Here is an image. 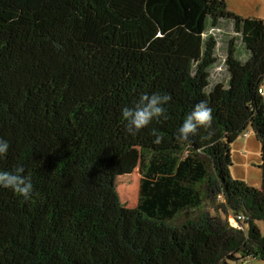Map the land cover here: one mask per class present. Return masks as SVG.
Segmentation results:
<instances>
[{"label":"trees","instance_id":"obj_1","mask_svg":"<svg viewBox=\"0 0 264 264\" xmlns=\"http://www.w3.org/2000/svg\"><path fill=\"white\" fill-rule=\"evenodd\" d=\"M221 24L234 34L227 78L212 82L218 41L205 32ZM262 84L264 19L225 0H0V170L23 165L33 183L27 200L0 189V264L264 261ZM153 92L171 96L166 118L129 136L120 109ZM201 100L212 126L181 140ZM248 126L259 187L229 173L230 145ZM135 147L129 207L115 180ZM230 214L242 215L237 226Z\"/></svg>","mask_w":264,"mask_h":264},{"label":"rangeland","instance_id":"obj_2","mask_svg":"<svg viewBox=\"0 0 264 264\" xmlns=\"http://www.w3.org/2000/svg\"><path fill=\"white\" fill-rule=\"evenodd\" d=\"M226 1V0H225ZM233 8H240V10L246 9L258 16L257 18H264V0H261L260 7H258V1L256 0H244L243 3L233 0H227ZM260 16V17H259ZM205 34H212L217 38L216 55L218 57L217 62L213 65L210 80L225 81L227 78V72L224 66V55L226 52V43L230 35H233V31L230 25L221 24L217 28H208ZM237 52L239 57H244V49L240 41H237ZM231 166L229 167V173L232 177L244 181L248 185L259 187L261 183L260 169L258 164L260 163V144L256 140L250 126L245 130V133L241 134L231 145ZM119 170L117 173V186L121 188L118 191L121 201L129 207L136 205L138 200L139 182H140V158L139 149L135 147L128 153L119 159ZM126 190H123L125 189ZM127 191V192H124ZM228 223L236 225L233 220V215H229ZM248 264H264L263 260L251 259Z\"/></svg>","mask_w":264,"mask_h":264},{"label":"clouds","instance_id":"obj_3","mask_svg":"<svg viewBox=\"0 0 264 264\" xmlns=\"http://www.w3.org/2000/svg\"><path fill=\"white\" fill-rule=\"evenodd\" d=\"M170 100L171 96L167 93L141 94L132 106H124L120 109L124 131L129 136H136L153 120L166 118V105ZM212 120V108L209 107L207 101L201 100L192 106V110L183 119L176 133L181 140H189L197 134L198 129H210ZM159 139V136H156L154 142L158 143ZM8 149V141L0 139V159L7 155ZM24 172L23 165L11 171L0 170V189L10 190L24 200L29 199L33 193V183L32 178L24 175Z\"/></svg>","mask_w":264,"mask_h":264},{"label":"crops","instance_id":"obj_4","mask_svg":"<svg viewBox=\"0 0 264 264\" xmlns=\"http://www.w3.org/2000/svg\"><path fill=\"white\" fill-rule=\"evenodd\" d=\"M235 1H237V2H239V3H243V1L244 0H233V2H235ZM256 1H258L257 3H258V7H260V1L261 0H256ZM226 3H227V8L230 10V11H232V12H235V13H237V14H239V15H242V16H249V17H255V15L256 14H253V13H251L250 11H246V9H244V10H240V8H233L230 4H229V2H227V0H226ZM256 17H258V16H256ZM260 17V16H259ZM264 19V18H263ZM263 97H264V85H263Z\"/></svg>","mask_w":264,"mask_h":264},{"label":"built area","instance_id":"obj_5","mask_svg":"<svg viewBox=\"0 0 264 264\" xmlns=\"http://www.w3.org/2000/svg\"><path fill=\"white\" fill-rule=\"evenodd\" d=\"M214 29V28H213ZM263 85L264 84H262L260 87H259V89H258V92L259 93H261V94H263ZM242 219V215H237L236 216V220H235V218L233 217V220H234V222H236V224H237V220H241ZM234 226H236V225H234Z\"/></svg>","mask_w":264,"mask_h":264},{"label":"bare ground","instance_id":"obj_6","mask_svg":"<svg viewBox=\"0 0 264 264\" xmlns=\"http://www.w3.org/2000/svg\"><path fill=\"white\" fill-rule=\"evenodd\" d=\"M118 164H119V161H118ZM116 188H117V191H119L121 188H119V186H117V178H116ZM123 190H126V188L125 189H123ZM124 192H127V191H124Z\"/></svg>","mask_w":264,"mask_h":264}]
</instances>
